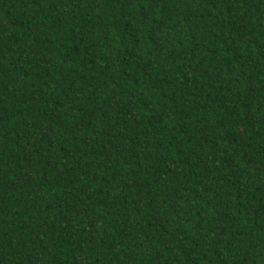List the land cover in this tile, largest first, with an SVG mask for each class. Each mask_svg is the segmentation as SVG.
I'll return each mask as SVG.
<instances>
[{"label": "trees", "instance_id": "obj_1", "mask_svg": "<svg viewBox=\"0 0 264 264\" xmlns=\"http://www.w3.org/2000/svg\"><path fill=\"white\" fill-rule=\"evenodd\" d=\"M0 264H264V0H0Z\"/></svg>", "mask_w": 264, "mask_h": 264}]
</instances>
